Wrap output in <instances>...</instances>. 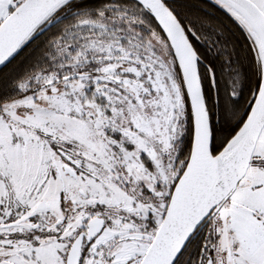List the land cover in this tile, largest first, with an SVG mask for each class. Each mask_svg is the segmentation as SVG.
I'll list each match as a JSON object with an SVG mask.
<instances>
[{
  "label": "snow or ice",
  "instance_id": "snow-or-ice-1",
  "mask_svg": "<svg viewBox=\"0 0 264 264\" xmlns=\"http://www.w3.org/2000/svg\"><path fill=\"white\" fill-rule=\"evenodd\" d=\"M0 264H264V0H0Z\"/></svg>",
  "mask_w": 264,
  "mask_h": 264
}]
</instances>
